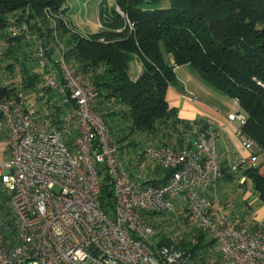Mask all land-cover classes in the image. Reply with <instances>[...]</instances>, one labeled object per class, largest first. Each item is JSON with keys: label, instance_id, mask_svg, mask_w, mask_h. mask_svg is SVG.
<instances>
[{"label": "built area", "instance_id": "built-area-1", "mask_svg": "<svg viewBox=\"0 0 264 264\" xmlns=\"http://www.w3.org/2000/svg\"><path fill=\"white\" fill-rule=\"evenodd\" d=\"M10 31L33 39L25 22L11 24ZM47 49L36 40L38 71L54 94L46 114L29 108L22 93L0 97V138L9 154L0 160V194L14 223L5 226L0 219V264H192L190 252L154 243L155 229L145 217L173 209L178 200L188 222L214 239L223 264H264V219L248 228L224 215L214 218L203 194L222 176L210 124L189 149L148 147L146 156L172 174L163 184L141 183L129 175L108 124L95 110L98 91L65 60L62 45L56 62ZM56 109L64 111L59 122L51 114ZM227 120L241 126L245 115L229 114ZM237 133L242 136L240 127ZM242 137L247 149L256 146ZM96 164L104 165L112 188L110 211L101 203L102 171Z\"/></svg>", "mask_w": 264, "mask_h": 264}, {"label": "trees", "instance_id": "trees-1", "mask_svg": "<svg viewBox=\"0 0 264 264\" xmlns=\"http://www.w3.org/2000/svg\"><path fill=\"white\" fill-rule=\"evenodd\" d=\"M68 1L0 0V66L6 61L4 67L10 73L17 68L20 79L19 84L0 80V97L31 89L37 90L32 91L36 100L49 105L54 94L38 71L35 42H44L54 62L62 45L65 60L79 68L85 82L98 91L95 110L105 119L117 145L121 141L132 145L137 162L148 158L167 173L166 183L172 171L146 156L147 148L168 144L177 151L189 149L196 133L209 125L201 119H180L167 101L168 88L177 83L175 68L188 65L207 85L236 100L245 115L241 135L251 138L264 155V0H115L114 6L101 11V29L90 35L72 27L67 19ZM21 22L28 25L33 39L10 31L11 24ZM135 61L143 66L136 79L131 74ZM41 109L45 115L47 109ZM63 112L51 113L56 122ZM258 169L249 166L243 175L264 202V175ZM108 180L105 175L100 193L106 211L114 203ZM174 212L173 207L145 214L155 232L158 229L153 242L175 244L190 252L192 264H223L214 239L201 227L188 222L191 229L186 235L164 232L163 218ZM10 214L7 197L0 194V219L5 226L14 224Z\"/></svg>", "mask_w": 264, "mask_h": 264}, {"label": "crops", "instance_id": "crops-1", "mask_svg": "<svg viewBox=\"0 0 264 264\" xmlns=\"http://www.w3.org/2000/svg\"><path fill=\"white\" fill-rule=\"evenodd\" d=\"M114 5L115 0H76V7L74 9L68 7V11L72 10L76 21L81 23L82 28L79 29L69 17L67 19L75 30L90 35L99 31L94 24L95 20L100 19L101 11L106 7L110 9ZM67 6L68 4H66ZM55 57L57 60L59 57L58 52ZM168 58L170 62H173L171 57ZM142 70V63L135 61L131 65L132 77L136 79ZM176 77V85H171L166 94L170 107L177 109L180 119L186 121L201 119L210 124L215 130V149L224 174L213 189L203 191L210 201L211 213L214 218L224 215L231 223L248 224L247 227L251 228L255 221L264 219V202L259 200L257 194L253 192L252 183L250 180L245 179L243 171L249 166L255 167V162L260 160L257 165L259 166L258 170L260 174L264 175V155L259 152L256 146L251 149L244 146L243 137L237 133V129L240 127L238 120L232 123L228 122L227 116L229 114L241 112L234 98L210 91L200 76L201 81L199 83L194 82V84L191 81L192 77L181 78L178 77L177 73ZM24 91H29L31 94L34 101L30 102L37 101L35 99L36 92H32L37 90L27 89ZM26 104L31 108L32 105L27 99ZM43 104L39 101V109L41 107L46 108ZM125 143L127 144V142ZM135 153L133 150L130 151L124 159L129 174L141 183L151 180H155L159 184L164 183L167 173L146 157L138 163ZM236 202L240 203L239 209L232 205ZM176 209L181 210L182 212H180L185 216L182 201L175 202L174 210ZM249 224L251 225L249 226Z\"/></svg>", "mask_w": 264, "mask_h": 264}, {"label": "rangeland", "instance_id": "rangeland-1", "mask_svg": "<svg viewBox=\"0 0 264 264\" xmlns=\"http://www.w3.org/2000/svg\"><path fill=\"white\" fill-rule=\"evenodd\" d=\"M67 4H68L69 8L73 7V9H74V7H76L75 6L76 5V0H69L67 2ZM73 14L74 13L72 12V10H70L67 13V15H68L67 17H69L70 20H73L74 24L79 29H81L82 28L81 23H79V21H76V19H75ZM95 15H96V13H95ZM94 25H95L96 29H98V30L101 29V26H100L101 22L99 21V19L95 20V24ZM1 52H2V48L0 47V57H3L1 55ZM5 64H6V61L3 63L2 66H0V80H4L6 82L15 81L16 84H19L20 83V79L18 77L19 76V72H18L17 68H15L16 70H14V72L10 73L4 67ZM30 64H32V63H30ZM175 71L178 74V77H181V78H186L187 76H189L190 78L192 77L191 81L193 82V84H194V82H198L199 83V81H201L199 79V76L195 72V70L192 67L188 66V65L179 66ZM205 86L210 91H215L219 95L225 96L224 94L220 93L218 90H216V89H214L212 87H209L207 85H205ZM23 95L25 96L27 101H29L30 105H32L31 108L33 110L39 111V112L42 113V111H41L42 109H39V107H38V103L41 100H37L34 103L30 102V101H34V100H32V96L29 93V91H27V92L23 91ZM225 97H227V96H225ZM240 113H242V111ZM119 134H121V132ZM4 140H5L4 137L0 138V160L1 161H5V160L9 159L7 143ZM129 141H132V139L130 138ZM119 147H120L119 150H120L121 158L126 159L128 152L131 151V149H132V145H126L123 141H121L119 143ZM259 163H260V160L259 161L257 160L254 165L257 166ZM96 166H97L98 170L102 171V179H103L105 177L104 165L96 164ZM249 187H250V185H249ZM239 204H240L239 202L238 203L236 202L235 204L232 203V205L237 207V209H239ZM174 211L175 212L172 215H168L167 217L165 216L163 218L165 220V224H166L165 228H164V232L167 233V234H171L172 233V234L179 235V236L186 235L189 232V230L191 229V226L189 225L188 221L185 219V216L181 215L182 214L181 210H180L181 212L179 210H177V209L174 210ZM245 225H247V224H245ZM156 230H157L156 232H158V229H156Z\"/></svg>", "mask_w": 264, "mask_h": 264}]
</instances>
